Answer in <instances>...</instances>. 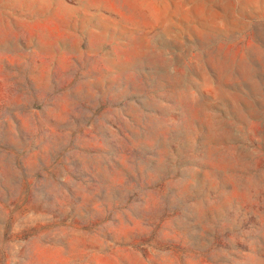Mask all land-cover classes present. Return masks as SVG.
Masks as SVG:
<instances>
[{
  "label": "clouds",
  "instance_id": "1",
  "mask_svg": "<svg viewBox=\"0 0 264 264\" xmlns=\"http://www.w3.org/2000/svg\"><path fill=\"white\" fill-rule=\"evenodd\" d=\"M0 264H264V0H0Z\"/></svg>",
  "mask_w": 264,
  "mask_h": 264
}]
</instances>
